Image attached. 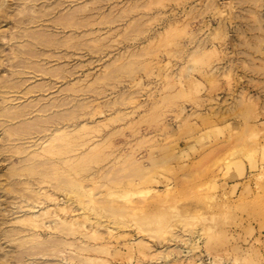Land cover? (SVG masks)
I'll return each mask as SVG.
<instances>
[{
	"label": "rangeland",
	"instance_id": "374dc122",
	"mask_svg": "<svg viewBox=\"0 0 264 264\" xmlns=\"http://www.w3.org/2000/svg\"><path fill=\"white\" fill-rule=\"evenodd\" d=\"M68 263L264 264V0H0V264Z\"/></svg>",
	"mask_w": 264,
	"mask_h": 264
},
{
	"label": "bare ground",
	"instance_id": "6f19581e",
	"mask_svg": "<svg viewBox=\"0 0 264 264\" xmlns=\"http://www.w3.org/2000/svg\"><path fill=\"white\" fill-rule=\"evenodd\" d=\"M20 218H21V216L17 217V219H20ZM62 256H63L64 260H66V261H68V260L70 261L71 260L72 261V259L68 258L67 256H65V255H62ZM68 264H70V263H68Z\"/></svg>",
	"mask_w": 264,
	"mask_h": 264
}]
</instances>
